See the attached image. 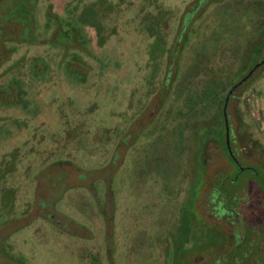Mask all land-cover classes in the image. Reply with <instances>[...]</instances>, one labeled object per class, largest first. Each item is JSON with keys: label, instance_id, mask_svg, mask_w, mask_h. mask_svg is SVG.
<instances>
[{"label": "rangeland", "instance_id": "374dc122", "mask_svg": "<svg viewBox=\"0 0 264 264\" xmlns=\"http://www.w3.org/2000/svg\"><path fill=\"white\" fill-rule=\"evenodd\" d=\"M257 2L0 0V264H264Z\"/></svg>", "mask_w": 264, "mask_h": 264}, {"label": "water", "instance_id": "95a60500", "mask_svg": "<svg viewBox=\"0 0 264 264\" xmlns=\"http://www.w3.org/2000/svg\"><path fill=\"white\" fill-rule=\"evenodd\" d=\"M264 64V58H261L257 61V63L254 64V66L249 69V71L243 75L237 82H235L230 88H228L227 93L224 98L223 106H222V113H223V120H224V132H225V146L228 152V155L230 158L233 160V162L237 165L239 168V171H243L249 167H242L237 160L235 159L233 155V151L230 147V142H229V125H228V118H227V104L229 101V98L233 96L234 90L242 85L244 82H246L253 74L254 72Z\"/></svg>", "mask_w": 264, "mask_h": 264}, {"label": "flooded vegetation", "instance_id": "af4514ba", "mask_svg": "<svg viewBox=\"0 0 264 264\" xmlns=\"http://www.w3.org/2000/svg\"><path fill=\"white\" fill-rule=\"evenodd\" d=\"M230 134V132H229ZM231 140V137L229 135V141ZM233 141H230V143H232ZM233 151V155L235 157V159L237 160V162L242 166V167H249L245 170H249L250 171V175L249 176H246L247 180L248 181H253V182H262L264 181L263 177H264V167H260V168H257V167H254V166H251V165H244L243 163H241L240 159L243 160V158H241L239 156V154L232 149ZM228 153V152H227ZM228 157L230 158V156L228 155ZM230 162L232 163V165L236 168L237 171H239V168L237 167V165L233 162V160L230 158ZM255 169H257L259 171V174L258 173H255L254 174V171ZM261 171V172H260ZM239 175V174H238Z\"/></svg>", "mask_w": 264, "mask_h": 264}, {"label": "trees", "instance_id": "16d2710c", "mask_svg": "<svg viewBox=\"0 0 264 264\" xmlns=\"http://www.w3.org/2000/svg\"><path fill=\"white\" fill-rule=\"evenodd\" d=\"M263 2V3H262ZM257 4V6L259 7V8H263L264 7V0H259V2H257L256 3ZM255 42H258V45L259 46H263V44H264V40L262 41V43H260L259 42V40H255ZM262 44V45H261ZM212 88H214V87H212ZM221 117H223L222 116V113H221ZM225 133V132H224ZM224 139H225V134H224ZM225 149H226V147H225ZM226 151H227V149H226ZM227 156H228V153H227ZM229 160H230V158H229ZM255 173H258L259 174V171L257 170V169H255V171H254V174ZM232 181H234V180H232ZM262 182H264V181H262ZM257 184H259L258 182H256ZM223 201L225 202L226 200L225 199H223ZM222 201V202H223ZM227 202V201H226ZM223 208H226V205H224V207ZM221 240V239H220ZM220 240L218 241V244H220ZM246 240V239H245ZM240 242L238 241V243H236V246L233 248V250L234 251H231V252H235V250H237L239 253H240V258L241 259H243V258H246L247 257V253H248V251H246L247 249L243 246V244L244 243H240ZM241 250V251H240ZM242 255V256H241ZM236 257H237V255H236ZM236 257H234V258H232V263H235L236 261H237V258Z\"/></svg>", "mask_w": 264, "mask_h": 264}]
</instances>
